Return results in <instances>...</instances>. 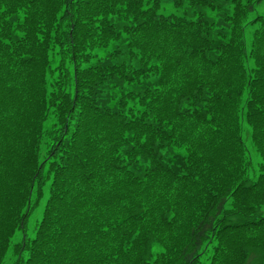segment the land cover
I'll return each instance as SVG.
<instances>
[{"label": "trees", "instance_id": "16d2710c", "mask_svg": "<svg viewBox=\"0 0 264 264\" xmlns=\"http://www.w3.org/2000/svg\"><path fill=\"white\" fill-rule=\"evenodd\" d=\"M255 2L0 0V264H264Z\"/></svg>", "mask_w": 264, "mask_h": 264}, {"label": "rangeland", "instance_id": "374dc122", "mask_svg": "<svg viewBox=\"0 0 264 264\" xmlns=\"http://www.w3.org/2000/svg\"><path fill=\"white\" fill-rule=\"evenodd\" d=\"M165 13H170V11H165ZM252 16L264 15V0H260L255 5V9L251 12ZM262 212L264 213V204L262 205ZM254 258V257H253ZM250 264H257L255 260H252Z\"/></svg>", "mask_w": 264, "mask_h": 264}]
</instances>
